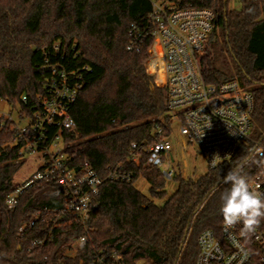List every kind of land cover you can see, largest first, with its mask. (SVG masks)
<instances>
[{
    "label": "trees",
    "instance_id": "trees-1",
    "mask_svg": "<svg viewBox=\"0 0 264 264\" xmlns=\"http://www.w3.org/2000/svg\"><path fill=\"white\" fill-rule=\"evenodd\" d=\"M176 1L213 13L199 59L204 80H237L251 92L253 108L249 137L235 154L194 179L177 169V186L168 194L146 155L137 165L126 160L131 143L156 140L151 126L160 121L163 107V90L145 70L149 0H0V96L19 105L18 116H30L50 75L49 67L40 70L45 60L74 71L82 88L69 109L74 127L62 132V150L70 167L78 169L87 159L101 178L86 231L65 215L55 219L65 198L49 178L31 183L8 207L5 200L19 186L13 177L23 156L14 121L0 116V264H96L95 254L112 252L125 264L139 259L194 264L203 230L221 238L220 196L230 187L223 176L233 169L248 183L264 178V151L255 153L264 148V0H241L239 9L230 7L231 0ZM132 24L139 26L142 40L130 50ZM119 163L132 172L131 181L107 178L108 169ZM139 177L148 183L147 194L135 186ZM258 228L264 231V220ZM49 231L52 237L36 244ZM83 234L86 242L68 255ZM246 245L244 264H261L250 238Z\"/></svg>",
    "mask_w": 264,
    "mask_h": 264
},
{
    "label": "built area",
    "instance_id": "built-area-1",
    "mask_svg": "<svg viewBox=\"0 0 264 264\" xmlns=\"http://www.w3.org/2000/svg\"><path fill=\"white\" fill-rule=\"evenodd\" d=\"M150 11L146 23L151 38L149 56L145 62L146 72L154 78L155 84L163 90V107L160 121L154 120L151 132L157 137L153 143L141 141L131 143L126 160L138 164L143 155L146 163L157 167L164 182L174 181L177 171L175 153L177 146L171 138L181 136L194 146L202 157L206 169L230 159L239 145L248 139L251 130L253 97L237 80L208 83L201 74L199 59L204 51L208 35L213 28V13L205 7L192 4L180 5L176 0H149ZM133 40L127 49H135L141 39L139 26L131 25ZM56 45L53 46L56 49ZM49 67L43 91L37 95L36 109L27 120L20 123L24 115L14 121L17 141L21 142L20 153L40 152L42 163L36 172L6 197L8 207H13L21 191L31 183L49 178L58 184L64 194V206L56 213L79 222L86 231L91 203L98 192L101 178L91 163L84 159L78 169L68 165L69 156L63 152L61 134L70 131L74 122L69 109L75 101L82 84L74 71L45 60L40 67ZM0 99L2 97L0 96ZM24 101L25 97L22 96ZM168 132V135H164ZM264 148L257 147L255 153ZM107 178L113 181L129 182L132 172L121 163L109 168ZM250 188L264 194V178L249 183ZM32 224V222H31ZM242 224L225 230L220 226L221 238L212 230H203L197 239L198 251L194 264H244L249 257L247 239L255 244L258 258L264 264V231L259 228L249 235H241ZM52 237L51 231L36 244H43ZM86 242V235L77 238L68 255H75ZM96 264H125L121 257L112 252L105 257L95 254ZM132 264H149L145 259Z\"/></svg>",
    "mask_w": 264,
    "mask_h": 264
},
{
    "label": "rangeland",
    "instance_id": "rangeland-1",
    "mask_svg": "<svg viewBox=\"0 0 264 264\" xmlns=\"http://www.w3.org/2000/svg\"><path fill=\"white\" fill-rule=\"evenodd\" d=\"M230 7L239 9L241 7V0H231ZM19 109L20 107L18 104H15V106H11L4 98L0 99V116L2 118H8L10 116V118L18 122ZM28 119L29 117L24 114V118L20 120V123L24 124ZM177 137V139H175L174 137L171 138L172 144H174V146H177V153L174 150L175 166L180 171L183 177L192 179L197 178L199 175L203 174L206 171L205 163L194 146L189 145L183 137ZM22 159L23 165L14 174L13 177L14 181L18 185H21L26 180H28L42 163V156L40 152L25 154ZM135 186L142 193H148V183L143 177H139L135 181ZM176 186V181L164 183V189L168 194L174 191Z\"/></svg>",
    "mask_w": 264,
    "mask_h": 264
},
{
    "label": "clouds",
    "instance_id": "clouds-1",
    "mask_svg": "<svg viewBox=\"0 0 264 264\" xmlns=\"http://www.w3.org/2000/svg\"><path fill=\"white\" fill-rule=\"evenodd\" d=\"M223 183L230 186L220 196L225 230L242 224L241 235L254 233L264 220V194L253 191L240 170L230 169Z\"/></svg>",
    "mask_w": 264,
    "mask_h": 264
}]
</instances>
